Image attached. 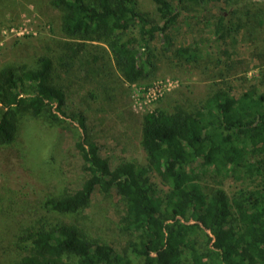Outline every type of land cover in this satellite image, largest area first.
<instances>
[{
  "label": "trees",
  "instance_id": "16d2710c",
  "mask_svg": "<svg viewBox=\"0 0 264 264\" xmlns=\"http://www.w3.org/2000/svg\"><path fill=\"white\" fill-rule=\"evenodd\" d=\"M227 1L152 0L156 20L144 13L141 0H50L62 39L41 41L42 52L30 63L0 67V150L19 144L25 113L77 122L75 147L87 177L78 190L49 197L44 208L74 215L89 206L97 189L116 192L126 208L122 229L134 239L119 253L90 240L77 224L24 219L31 205L27 187L7 184L0 189V264H183L186 252L192 264H264V94L250 90L235 98L220 90L192 110L178 106L145 114L140 138L145 166L113 167L91 140L86 116L67 111L71 80L97 83L100 92L115 71L128 84L149 78L159 63L154 47L159 40L179 60L193 62L192 49L173 51L170 27L191 7ZM225 22L220 15L221 38ZM19 157L21 170L27 161L32 168L41 165L24 151ZM246 157L254 183L247 191L229 197L201 184L199 165L229 171ZM154 176L166 189L163 197L151 186Z\"/></svg>",
  "mask_w": 264,
  "mask_h": 264
},
{
  "label": "rangeland",
  "instance_id": "374dc122",
  "mask_svg": "<svg viewBox=\"0 0 264 264\" xmlns=\"http://www.w3.org/2000/svg\"><path fill=\"white\" fill-rule=\"evenodd\" d=\"M141 1L145 3L144 13L159 20L152 0ZM0 8V67L10 62L30 63L42 52L41 41L62 39L59 13L50 0H0ZM220 15L226 19L225 38L216 34ZM167 35L174 44L173 51L180 47L192 49L196 59L179 60L174 52L167 51L168 43L159 40L154 43L157 68L138 84L125 83L116 71L100 92L97 83L70 81L67 111L86 116L91 140L113 167L120 163L147 164L140 142L141 124L143 116L151 111L172 112L178 106L192 110L220 90L235 98L250 90L264 94V0H229L191 7ZM78 126L68 120L53 122L46 115H22L19 144L0 150V164L7 167L6 173L0 168V189L7 184L13 189L27 187L31 205L24 219L45 217L53 225L77 224L90 240L124 253L134 238L122 229L126 208L116 192L105 195L97 189L89 206L74 215L44 208L49 197L78 190L87 177L75 147L80 136ZM23 151L41 160V165L32 168L27 161L29 166L21 170L23 161L19 156ZM196 171L202 185L223 189L229 197L254 184L247 176V157L229 171L218 172L201 165ZM151 186L159 197L166 193L157 176L152 177ZM199 238L204 245V234ZM183 264H192L188 252Z\"/></svg>",
  "mask_w": 264,
  "mask_h": 264
}]
</instances>
